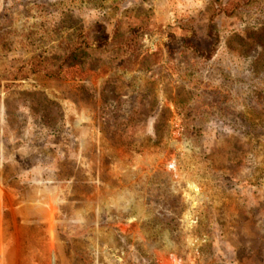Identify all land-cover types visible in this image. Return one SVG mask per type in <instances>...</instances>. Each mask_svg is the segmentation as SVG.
<instances>
[{"label": "rangeland", "instance_id": "1", "mask_svg": "<svg viewBox=\"0 0 264 264\" xmlns=\"http://www.w3.org/2000/svg\"><path fill=\"white\" fill-rule=\"evenodd\" d=\"M167 2L0 0V264H264V0Z\"/></svg>", "mask_w": 264, "mask_h": 264}, {"label": "crops", "instance_id": "2", "mask_svg": "<svg viewBox=\"0 0 264 264\" xmlns=\"http://www.w3.org/2000/svg\"><path fill=\"white\" fill-rule=\"evenodd\" d=\"M167 1L168 0H166V2ZM171 1H173V6L174 7H176V8L179 7L181 9L182 6L189 7L190 6V3H192L193 0H171ZM167 4H168V2H167Z\"/></svg>", "mask_w": 264, "mask_h": 264}, {"label": "trees", "instance_id": "3", "mask_svg": "<svg viewBox=\"0 0 264 264\" xmlns=\"http://www.w3.org/2000/svg\"><path fill=\"white\" fill-rule=\"evenodd\" d=\"M220 4H221V3H220ZM211 5H212V3H211ZM213 6H214V5H213ZM217 7L220 8V10H221L222 12L224 11V7H225V6L222 7V5H219V4H218ZM186 40H187V38H185V41H186ZM85 43H86V42H85ZM190 46H191V45H190ZM196 46H197L196 44H193L191 47L197 49ZM73 53H74V51H71V52L69 53V55L67 56V59H72V57H73V55H74ZM33 64H34V66H36V64H39V62L36 61V64H35V63H33ZM58 68H59V67H57L56 70H58ZM56 70H55V71H52V72H53L54 74H58V72H57ZM58 71H59V70H58Z\"/></svg>", "mask_w": 264, "mask_h": 264}]
</instances>
